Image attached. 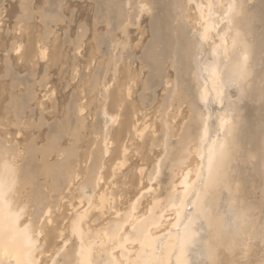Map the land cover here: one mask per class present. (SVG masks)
<instances>
[{
	"label": "bare ground",
	"instance_id": "1",
	"mask_svg": "<svg viewBox=\"0 0 264 264\" xmlns=\"http://www.w3.org/2000/svg\"><path fill=\"white\" fill-rule=\"evenodd\" d=\"M123 1L104 0V12L100 8L99 13L103 14L99 17L104 15L103 19L122 30L123 26L119 24L126 19V14L121 5L125 6L126 3L128 7L130 4L131 10L136 8L138 14L145 9L151 12V23L147 29L150 36L138 57L142 67L148 71L143 76L145 81L142 84L139 81V85L134 83L136 86L141 84L142 92L140 94V88L137 92L138 87L135 92L133 82L127 84L125 70L122 71L124 74L120 71L116 73L119 79L116 81H111L113 72L107 75L112 84V88L108 87L112 89L111 96H107L110 97L108 113L104 112L108 116L104 122L102 117L99 118L105 130L104 134L101 130L102 138L100 136L99 144L97 141L98 145L93 151L88 148L91 144L89 138L87 142L84 141L85 146L80 145L83 150L79 152L75 149L78 144H68L67 148L58 144L62 137L66 139L65 136L70 135L71 138V132L75 129V123L68 124V118L64 125L61 123V129L55 128L53 122L54 125H48L44 135L45 144L39 148H23L22 156L15 147L21 141L12 144L11 139L7 140V135L4 138L0 134V264H250V260L245 259L249 251L246 243H253V240L250 241L252 237L258 240L264 236V189L258 191L259 183L254 191L249 190L259 182L258 179L261 180L259 177L263 176L261 171L264 170V94L261 91V86L264 87V66L261 64L264 57V0H249L250 3L254 2L253 7L247 6V0H224L223 4L222 0H208L207 4L201 0H183L189 5L194 3L192 11L196 12L194 14L199 21L196 26L200 30L196 29L197 33L193 31L195 33L191 37H188L187 31L190 32L192 27L185 29L189 22V13L185 12L188 8L182 1L181 5L179 1L175 3L179 6L173 5L178 10V13H174L179 14L181 8L187 17L185 25L179 21L182 28L172 21L174 14L170 13L169 0ZM146 10L142 12L148 13ZM158 11L166 13V18L155 16L154 12ZM176 18L174 20H179ZM99 20L100 23L104 21ZM205 47L208 54L204 51ZM257 66H260L258 70ZM99 85L105 86V83ZM120 88H124L122 94H126L127 99L118 93ZM230 88L240 94L237 95L239 99L235 98V101L238 99L236 102L230 95ZM27 90L30 92L31 89ZM161 91H164L168 102L175 91V102L173 99V103L170 101L172 106L168 104V110L180 111L181 115L184 113L182 118L186 116L185 121L180 122L179 132L164 130L167 125L162 120L166 126L160 128L163 135L159 134L162 137L158 139L163 141L160 143H163V147L157 145L159 140L152 138L154 129L148 130L149 123L146 121L156 110L155 104L163 100ZM12 95H6L9 101ZM166 95H169L168 99ZM243 95L249 101H255L256 106L258 103L260 105L258 109L261 113L254 118L252 116V119L240 113L237 103ZM36 96L37 99L33 98L39 102L38 94ZM13 98L8 104L13 109L12 113L26 118L30 114H27L30 111L26 113L29 100L18 95ZM165 103L160 104V114L154 112L157 116L168 112L164 108ZM213 104L218 108L220 106L224 112L221 109L222 114L218 111L219 114L214 115ZM242 112L250 113L245 109ZM170 118L167 120L170 121ZM211 118L218 127L214 128L215 131L212 130ZM144 121L148 123L147 126L142 125ZM79 124L82 128L78 130L83 131L85 127ZM93 125L91 128L95 129L97 126L94 128ZM97 129L100 131V128ZM76 132H73L75 136ZM96 138L99 139V135ZM95 140L93 138L92 142ZM153 145L163 150V160L155 163L156 168L152 172L148 170L145 174L144 170L138 168L142 163L137 165L129 153L138 149L137 152L143 155L146 148ZM163 167L165 171L162 173ZM80 176L83 177L77 191L80 196L74 199L72 194L69 195L73 190L68 194L66 188ZM122 186L127 187L128 191L122 203L127 209L125 212L118 207L119 199L116 198L118 188ZM85 188H90V195L85 194ZM248 191L258 196L253 197L255 199L252 201ZM225 206L232 210L222 211ZM227 217L232 220L229 225ZM90 221L95 226L89 224ZM249 236L251 239L248 240ZM255 250V259L251 264H264V252L260 250L262 253L256 254Z\"/></svg>",
	"mask_w": 264,
	"mask_h": 264
},
{
	"label": "rangeland",
	"instance_id": "2",
	"mask_svg": "<svg viewBox=\"0 0 264 264\" xmlns=\"http://www.w3.org/2000/svg\"><path fill=\"white\" fill-rule=\"evenodd\" d=\"M98 1L99 0H94V1L93 0H0V109H1L0 115H1V112L3 114L0 117V121H1L0 125H2V126H0V134L3 135L4 138L7 135V137H6V138H8L7 140L9 141L11 139L10 143H12V144L14 141H21V143H19L18 146H15V144H14V146L17 148V151L19 152V154L21 153L20 154L21 156L24 153L23 148H26L27 146H30V147L31 146L32 147L38 146L37 148H39L45 144V140H44L45 136L44 135L47 133V126L48 125H50V124L54 125L55 124L54 125L55 128L61 129L63 127L61 125V123H63V125H64L66 123L65 121H68L67 118L69 119L68 124L71 122V123H73L72 125H74V123H75L74 131L75 132L77 131L76 136L73 134L74 131H72L71 132V135H72L71 138H70V135L66 134L67 135V136H65L66 139H64V137H62V139L60 140L61 142L59 141L58 144L59 145H65L66 148L69 146L68 144H70V145L74 144V146H75V144H78L75 146V149L77 150V152H79V151L83 150V147H81V146H85L84 141L87 142L88 138H89L88 142H90L91 144L89 145L90 147H88V148H89V151H93L94 149H96L97 145L99 144L98 140H100L101 130H102V134H104V130H105V127H102V125L104 122L103 120L107 118L106 116H108V115L105 116V114L108 113L107 106L109 105V102H110V101L108 102V100H110V97H107V96H111L109 94L111 93V90H112V89L111 90L109 89V88H112V84H111L109 78L112 77L113 80L110 78L111 81L119 80L115 76L116 73L118 71H120L122 74H124L122 71L125 70L127 73V74L125 73V75L127 77L125 75L124 76H125L126 80L128 81L127 84L133 82V84L135 83L137 85L138 81L141 84L143 81H145V78L143 76L146 75L148 70L145 67H142V65L140 64L141 62H140L139 58H140V54L142 53L141 49L144 48L143 44H144V42H146L145 40H148V38L150 36L149 31L147 29L151 23V16H152L150 14L151 12L148 9L146 10L145 8H143L146 11H148V13L150 12L149 13L150 15L146 12L148 15L143 16V14H146V13H143L145 10H142L143 12L141 11L140 12L141 15H140V14H138V11H135L136 8L131 10L130 4H128L129 6L127 7L126 3L124 2L125 0H124L123 2L125 3V6L128 8V10L124 5H121V6H123L122 8L126 14V16H125L126 19H124V21L126 20L125 21L126 23L124 24V21H123L121 23V25L119 24V26H123V28H124L123 29L121 27L122 28V30H121V29H119V27L114 28L112 22L109 23L108 21L103 19L104 15L102 17H99L103 14V13H99V12H101L100 10H102V12H104L103 8L106 5L105 4L106 2L104 3V0H101V2L97 3ZM172 1H174V2L172 3ZM172 1L169 0L170 9L172 8L171 9L172 11L170 13H172L173 11H176V12L178 11V10H175V9H177V7L174 6L175 7L174 8L173 5H177V6L181 5L180 1H182L183 2L182 4L185 5L186 8H188L185 12L189 13V14H187L189 22H187V17L184 15L185 12L182 11L183 12L182 13L181 12L182 9L181 8L179 9V7H178V9L180 11L179 14H177L178 12L172 13L175 16H177V18L179 20H174L175 16L172 14L171 15L173 16L172 21H176L175 24H174V22H172V23L174 25L178 24L177 26L179 28H182L180 24L182 23L183 25H185V22H187L185 26L188 27L187 28L184 26L185 29L189 30V28L192 27L190 29V32L185 30V31H187V33H189L188 37L189 36L191 37V34H194L195 32L197 33L196 29L200 30V27L198 28V26H196V24H198V22H199L197 15L194 14L196 12L192 11V10H194L193 9L194 3L189 5L188 2H184L186 0H184V1L183 0H172ZM177 1H179V3H178L179 5L175 4V3H177ZM201 1H204V3L207 4L206 1H208V0H201ZM248 1L249 0L246 1L247 6L253 7L252 5H254V2L252 1V3H253L252 4V3H250V1L249 2ZM100 3H102V4H100ZM185 3L188 4L190 7L189 6L187 7V5ZM223 3H224V0H222V4ZM100 8H102V9H100ZM134 11L137 13H135ZM159 11L154 12L155 16L159 17L161 15V16L166 18V15H165L166 13L162 14L161 12H163V11H161V12H159ZM127 12H129L131 15L129 16V13H127ZM44 13H46V15ZM47 13H49V14H47ZM52 13H54V15H52V17H51L50 15ZM170 13H169V15H170ZM181 13L183 14L184 20H182L183 18H182V15H180ZM137 14L140 15L141 17L137 16ZM47 15H49L50 17L49 18L43 17V16H47ZM179 15H180V17H179ZM55 16H56V18H55ZM134 16H136V18L137 17H139V18L136 19ZM143 17H145V18L143 19ZM99 18L102 21L104 20L103 22L101 21L103 24L100 23ZM97 19L99 21H97ZM138 21H140V23ZM177 21L178 22L181 21V23L180 22L178 23ZM45 22H47V23H45ZM127 22H129L130 24H128ZM194 23H195V26H194ZM127 27H129L130 30ZM193 28H194V30H192ZM199 30H198V32H199ZM193 31H195V32H193ZM126 32H127V34H125ZM98 37L100 39H98ZM94 42H95V44H94ZM94 45L95 46L97 45V46L95 47ZM204 51L205 52L207 51L206 54H208V48L205 47ZM134 55L135 56L138 55V56L135 57ZM133 57H135V58L133 59ZM135 59H136V61H135ZM137 59H139V60H137ZM2 64H5L7 67L5 65L2 66ZM261 64L263 67L264 66L263 65L264 64V57L262 58ZM123 66H124V68H123ZM260 66H257L256 70H258L260 68ZM113 67L114 68L116 67L117 70H116V68L114 69ZM138 67H139V69H138ZM142 68L143 69L145 68V69L143 70ZM167 69H168V67H167ZM8 71L11 73V75L9 74ZM109 71H110V73H109ZM112 72H113V74L111 75ZM130 72H131V75H129ZM133 72H135L134 73L135 76H133V74H132ZM121 73H119V76L121 75ZM108 74L111 75L109 78L107 77ZM12 76L14 78H16L17 80L19 79L20 81L19 80L16 81V79L13 80ZM131 76L134 78H131ZM5 77H6V79H5ZM102 77H103V79H102ZM113 77H115V78H113ZM136 78H137V81L135 80ZM142 78H144V79H142ZM10 79H11V83H13V84L10 83ZM101 80H103V81L101 82ZM168 81H170V79ZM15 82H17V83H15ZM25 83H26V85H25ZM98 83L99 84L105 83V86L107 88L103 85H99ZM107 84L109 86H107ZM135 84H134L135 92L137 91L136 87H138L137 92L139 93V90L141 89V91H140V94H141L142 89H143V88H140L141 84H140V86H136ZM100 86L101 87L103 86V87L101 88ZM99 87H100L101 91H99ZM165 87L168 88L167 86H164V88ZM27 89H31L30 92ZM104 89L106 90L105 91L106 93L104 92ZM230 89H232V88H230ZM230 89H228V91ZM9 90H13V91H11L12 93ZM122 90H124V88L123 89L120 88V91L118 93L120 95H122L123 99H127L126 94H122V93H124ZM97 91H99L100 94H98ZM108 91H110V92L108 93ZM232 91H233V89H232ZM232 91L230 90V92H231L230 95L231 94L234 95V96L231 95V97H232V99L234 98L233 101H235V98L236 97L238 98V96L240 94L237 93L236 89L233 91L234 93H232ZM261 91H263L262 93L264 94V87L263 86H261ZM31 92H32V94H31ZM143 92H145V91H143ZM173 92L171 94L172 96L170 95L171 97H169V95L168 96L166 95L167 99H168V97H169V99L171 98L169 100V102L166 101V99H165L166 97L164 95V91L160 92L162 94L160 96H162L161 98H163V100L160 99L161 103L160 102H158V103L163 105V103H165L164 101L167 102L164 104V106H166L164 108L168 112L165 110L167 113L163 115V113H165V111H164L161 114V115L166 117V120L163 116H160V115L157 116V113L160 114V111H162L161 110L162 105L160 106V104L156 103L155 104L157 106V107L155 106L156 110L155 109L154 110L151 109V110H153L154 112H157V113L153 112V114L152 113L150 114L151 116H148L146 121L149 124L146 123V121H144V124H142L144 126L145 125L147 126V124H148V126H147L148 130L154 129V131H153L154 136H152V138H155V140L156 139L159 140V144H157V145H160L161 147H163V143L160 144L162 141V140H160L162 136L159 134L163 135V131L160 130V128L161 127L164 128L163 126L167 125V128L166 129L164 128V130H168V129L172 130L173 129L172 131L175 130V132H179V128L181 127L180 122H184L185 121L184 119L186 118V116H185V118L181 117V116L184 117V113L181 115L180 111H178V113L180 114L179 115L174 110H170V111L168 110L169 109L168 104H169V106H172L170 101H172V103H173V100H174L173 97L175 96V91H173ZM29 93L32 96L28 95ZM147 93H148V91H147ZM9 94H13L11 96L12 99H14L13 97H16L17 95L20 97L27 98V100H29L28 101L29 104H28V102L26 103V101H25L26 105L28 106V107L26 106V113L28 111H30L27 114L30 113L31 115L30 114H29L30 116L26 115V118H25L22 116H17L19 113L18 114L12 113L13 109L11 110L10 106L8 105L12 99L10 98L11 100L9 101L8 100L9 96H6ZM33 94H35V95L33 96ZM36 94H38L39 102L36 100L37 99ZM39 94H41V96ZM26 95H28L29 98H28V96L26 97ZM104 95H106L105 98H104ZM30 97H31V100H30ZM33 97H35L36 99ZM175 98H176V96H175ZM242 98L247 99L244 95L242 96ZM242 98L237 103L238 107H240V110H241L240 113L241 114H244V115L246 114L247 116L249 115V116H251L250 118L252 119V116L254 118L258 114L261 113L259 111V109H260L259 103H258L259 106L258 105L256 106L255 101L252 102V100H250L251 101L250 102L247 99V101L245 102V100H243ZM42 99L45 101H43ZM104 100H105V102H104ZM101 102H102V104H101ZM174 102H175V100H174ZM39 103L40 104L43 103L41 105H43V106L45 105V107L41 106ZM252 104H254V106ZM69 105L71 106V108ZM250 106L254 107V108L252 107L253 110ZM72 107H73V109H72ZM242 107H243V109H242ZM8 108H10V109L8 110ZM35 108H37L38 110ZM68 108H69V111H68ZM103 108H105V110ZM211 108H214V109H212L213 110L212 113L216 116H217V114H219V113L222 114L224 112V110L222 108H220V106L218 108V106L216 107L215 104L211 105ZM170 109H172V108L170 107ZM221 109H222V113H221ZM244 109L250 113L252 112L253 114L252 113L251 114L245 113V112L243 113L242 111H244ZM101 110H102L103 114L105 112L104 115L102 114ZM254 110L256 111L255 112L256 114L254 113ZM218 111H219V113H218ZM173 112L175 113V115L179 116L180 118H178L175 115H174L175 119H174V117L172 118L171 116H173V115L171 113H173ZM215 112H217V113H215ZM101 114H102V116H101ZM39 115H40V117H39ZM47 115H48V117H47ZM81 117H83L82 118L83 121H81V123H80L79 120H81ZM97 117H98V120H97ZM101 117H102V119H101ZM99 118L103 121L102 122L100 120L102 124L100 123ZM160 118H161V120H160ZM167 118H168V120H169V118L171 119L170 120L171 123H168L170 121H168ZM36 119H37V121H39L40 125L39 124L37 125ZM213 119L211 118L210 123L212 122V125H213L212 130L215 131L214 128H216L217 124L215 123V120L213 121ZM75 120H77V121H75ZM84 120H86V122ZM91 120H92V125L94 124L93 127L96 125L97 122H99V124L97 123L99 126L96 125L97 127L96 128L94 127L95 129L91 128L92 127ZM159 120H160V122H159ZM162 120L165 121L166 125H165V123L164 124L162 123ZM175 121H177V122H175ZM157 122H159V123H157ZM173 122H174V124H172ZM85 123H87V124H85ZM152 123H153V125H152ZM160 123L162 125H160ZM177 123H178V125H177ZM78 124L79 125L83 124V128L85 127L83 129V131L78 130L80 127V126H78ZM84 124L87 126H84ZM157 124H158V126H157ZM168 124H169V128H168ZM214 124H216V125L214 126ZM36 125H37V127H36ZM173 125L175 126L174 128H173ZM29 126H31V127H29ZM154 126L156 129L154 128ZM38 127H40V130L38 129ZM81 128L82 127H80V129ZM97 128H100V131ZM101 128H103V129H101ZM142 128L145 129L146 127L145 128L142 127ZM89 129H90V131H89ZM4 130L6 132H4ZM92 130H93V132H92ZM78 131H79V133H78ZM84 131H86V132H84ZM155 131H156V133H155ZM41 133H42V135H41ZM81 133H83V135ZM95 133H97L99 135V139L96 138V137H98V135ZM39 134L41 135V137ZM93 134H95L96 136ZM157 134H158V136H157ZM174 135H176V134H174ZM11 136H12V138H15V140H13L11 138ZM24 137H25V139H24ZM40 138H43V139H40ZM83 138H84V140H83ZM93 138L96 139L94 142H92ZM101 138H102V136H101ZM158 138H160V139H158ZM174 140L175 139H173V141ZM78 141H79V143H78ZM97 141H98V144H97ZM66 142H68V143H66ZM7 144H9V143H7ZM92 144H94V145H92ZM91 145L94 148L93 147L91 148ZM157 145H155V146L153 145V146L156 147ZM153 146H152V148H151V146L150 147L148 146L146 148V150L144 151L143 155L140 152L139 153L137 152L138 149H134L136 151L131 150V152L129 153L131 158L134 159V161L137 163V165L138 164L140 165L141 163L144 164V165L141 164L140 166H138V168L140 167V169H142V171L144 170L145 174H147L148 170L150 172H152L151 170H153V168L154 169L156 168L155 163L157 164V162H159L160 159L163 160V158H162V156L164 154L162 152L163 150H160V146H159V147H156L155 149L158 150L157 148H159L160 151L159 150L156 151ZM154 151L156 153H154ZM133 152H134V155L136 158L133 157L134 156ZM136 152H137V154H136ZM160 152L162 154H160ZM105 157H107V154L105 155ZM138 157H139V159H138ZM151 158L154 160V163H153V160ZM46 159H47V157H46ZM49 160H50V158H48V161ZM136 160H138V161H136ZM156 160H158V161H156ZM254 162H255V159L253 160V163ZM127 164H129V161L127 162ZM148 164H149V166H148ZM143 166H145V167H143ZM149 167H151V168L149 169ZM163 168L161 170L162 173L165 171V168L164 169ZM79 170H80V168H78V172H79ZM261 172L263 173L262 174L263 176L262 177L260 176L259 178H261V180L264 181V170H262ZM76 174L79 175V173H76ZM80 177L81 178L74 179L78 183L75 181H73V182L70 181L71 182V183H69L70 186H68L66 188V190H68V191H66L67 193L70 190L71 191L73 190L72 192L75 191L74 193H72L71 191H70L71 193L69 192L70 194L68 193L70 196L73 195L74 199H77V197L80 196V192L79 193L77 192V191H79V188H78L80 185L79 182L83 181V177L82 176H80ZM160 177H161V175H160ZM261 180L258 179L259 182L256 183L257 185L256 184L253 185L251 187L252 189L249 188V190L254 191L256 189V187L259 186V183H261V184H260L259 188H257L258 191L260 192L261 190H259V189H264L263 188L264 182ZM74 182L76 184V187H75ZM71 185H72V187H75V188H72ZM69 187L72 189H70ZM122 187L124 188V186H122ZM260 187H262V188H260ZM87 188L84 189V192L86 195H90V192H89L90 188H89V190ZM123 188H118V192L119 193L121 192L120 193L121 196L117 192L116 198L118 197L117 199H119L117 202L118 207H121L120 209L122 210V212H125V211H127V209H125L126 207L124 205H122V203H123L124 198L127 196L128 191H126L127 187L124 188L125 190ZM125 191H126V193H125ZM248 193H250V195H248V197L250 196L249 198H251L252 201L255 199L253 197L258 196V194H256V193L254 194L253 192L251 193V191L250 192L248 191ZM76 194H78V195H76ZM252 194H253V196H252ZM81 195H82V193H81ZM254 195H256V196H254ZM75 196H76V198H75ZM262 203H264V202H262ZM120 204H121V206H120ZM223 210H224V212H227L228 209L225 206V208H223L222 211ZM230 210H232V208H230L228 211H230ZM229 217H230V214H229ZM229 217H227L229 220L228 225L232 221L229 219ZM89 224H92V226H95L91 221ZM232 224H233V222H232ZM202 233H204V232H202ZM263 238H264V236H262L261 239H258L259 241L254 240L253 237L251 239V236H249L247 238L248 240L251 239L250 241L253 240L255 243L253 241H252L253 243H251V242L246 243L247 239L245 240V243L248 245V247L246 249L249 250V251L247 250L248 252L245 251V253L247 252L245 255V259H248V261L250 260L249 261L250 264L254 261L253 259H255V258H253V256H255V254H254L255 248H257L255 250L256 254L264 252V239ZM248 240H247V242H248ZM257 241L261 244V246H260V244L257 243ZM260 250L262 252H260ZM250 251H251V253H250ZM250 257H252V258L250 259Z\"/></svg>",
	"mask_w": 264,
	"mask_h": 264
}]
</instances>
